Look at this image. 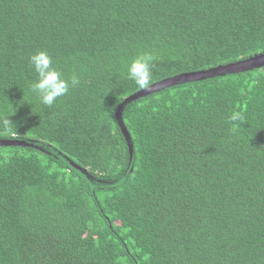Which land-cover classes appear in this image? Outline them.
<instances>
[{
	"label": "trees",
	"instance_id": "trees-1",
	"mask_svg": "<svg viewBox=\"0 0 264 264\" xmlns=\"http://www.w3.org/2000/svg\"><path fill=\"white\" fill-rule=\"evenodd\" d=\"M39 50L80 77L51 108ZM263 54L264 0H0V139L90 176L0 144V264H264V61L223 69Z\"/></svg>",
	"mask_w": 264,
	"mask_h": 264
},
{
	"label": "clouds",
	"instance_id": "clouds-1",
	"mask_svg": "<svg viewBox=\"0 0 264 264\" xmlns=\"http://www.w3.org/2000/svg\"><path fill=\"white\" fill-rule=\"evenodd\" d=\"M157 59L158 54L154 51L138 54L126 63V79L133 82L141 90L150 88L154 79L152 69ZM29 62L36 73V79L29 85V90L35 95L40 104L48 108H51L59 98L67 95L71 88L80 84L79 75L72 73L66 76L63 71L54 65L53 57L46 50H39L31 54ZM8 120L4 122L5 127L8 126ZM228 120L239 125H244L246 122L240 111H233ZM21 137L17 131L13 133V138L19 139Z\"/></svg>",
	"mask_w": 264,
	"mask_h": 264
},
{
	"label": "water",
	"instance_id": "water-1",
	"mask_svg": "<svg viewBox=\"0 0 264 264\" xmlns=\"http://www.w3.org/2000/svg\"><path fill=\"white\" fill-rule=\"evenodd\" d=\"M261 61H264V54L261 55V56L258 55V56L254 57V58L247 59V60L235 63L232 66L231 65L225 66L223 69L228 68V67L233 68V69L234 68H239V67H241L243 65L256 64V63L261 62ZM218 69H214V71H217ZM199 74H200V72H197V73H183V74H180L177 78H183L184 79V78H187V77H193V76L195 77V76H197ZM166 81H168V80H163L160 83L163 84ZM117 116H118V114H117ZM118 119H119V122H120L119 124H120L121 129L126 134V130H125L123 124H122L121 119L120 118H118ZM0 144H14V145L17 144V145H23V146L24 145L34 146L35 148H39L42 151L55 156L56 158L61 160V162H63L68 168L75 170L82 177H84L86 179H90V176L86 173L85 169H82L79 166H77L75 163H73L66 156L62 155L61 153H59L58 151L53 149L51 145H45V144H43L41 142H37V141H27V140H24V139H21V138L16 139V138H13V137L0 139ZM132 150H133L132 145H131V143H129V152H130V165L129 166H131V163H132L131 161H132V158H133Z\"/></svg>",
	"mask_w": 264,
	"mask_h": 264
}]
</instances>
